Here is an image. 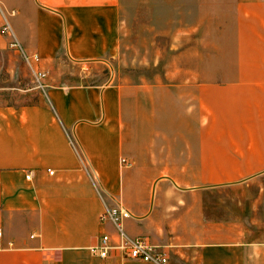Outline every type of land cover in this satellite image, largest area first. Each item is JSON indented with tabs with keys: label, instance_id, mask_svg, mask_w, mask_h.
Wrapping results in <instances>:
<instances>
[{
	"label": "crops",
	"instance_id": "1",
	"mask_svg": "<svg viewBox=\"0 0 264 264\" xmlns=\"http://www.w3.org/2000/svg\"><path fill=\"white\" fill-rule=\"evenodd\" d=\"M201 1L216 11L172 31L170 82L84 84L56 58H109L119 0H0L47 71L35 85L0 32V264H154L119 247L105 201L168 264H264V0Z\"/></svg>",
	"mask_w": 264,
	"mask_h": 264
},
{
	"label": "rangeland",
	"instance_id": "2",
	"mask_svg": "<svg viewBox=\"0 0 264 264\" xmlns=\"http://www.w3.org/2000/svg\"><path fill=\"white\" fill-rule=\"evenodd\" d=\"M118 7L116 14L119 21L117 20L116 23H119L116 25L119 34L115 50L109 58H83L84 60L67 56L56 58L57 64H62L69 71L66 73L69 79L76 78L75 80L84 84L114 83L116 79L124 77L129 81H140L141 78L146 77L148 80L162 78L164 82H170V74L162 73V64L170 63L172 31L179 28L181 32L187 29V34L195 33L200 23L213 16L216 11V4L203 3L201 0H119ZM158 44L164 56L157 62L155 51ZM19 54L22 57L20 52ZM143 54L147 56L142 61ZM22 59L26 63L23 57ZM39 61L40 58L34 60L32 67L43 69ZM29 67L31 80L38 85L32 67ZM77 149L89 177L98 187L93 170L83 157L80 148Z\"/></svg>",
	"mask_w": 264,
	"mask_h": 264
},
{
	"label": "built area",
	"instance_id": "3",
	"mask_svg": "<svg viewBox=\"0 0 264 264\" xmlns=\"http://www.w3.org/2000/svg\"><path fill=\"white\" fill-rule=\"evenodd\" d=\"M13 11L14 10H11V12ZM1 17L0 32L10 36L7 42L8 47L18 50L22 54L26 63L32 67V62L37 60L39 57L36 54H31L25 50L21 41L16 37L12 26L3 11H1ZM32 71L38 81L37 86L43 87V79L46 77V71L36 67H32ZM120 161L124 165H129L131 163L125 158H121ZM48 171L51 173L53 170L48 169ZM25 175L28 178L30 176V171H28ZM96 188L102 197L101 190L98 187ZM130 216L131 214L129 210L120 202L109 204L105 201L103 209L100 213L101 221H109L114 225L119 238V247L127 254V256L152 261L156 264H168V255L164 246L152 243L146 236H132L125 231L122 222L124 218ZM110 247V236L108 233H103L93 249L96 250L100 256L105 257L108 254Z\"/></svg>",
	"mask_w": 264,
	"mask_h": 264
}]
</instances>
